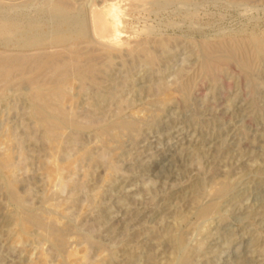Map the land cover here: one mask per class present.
Segmentation results:
<instances>
[{
    "label": "rangeland",
    "instance_id": "rangeland-1",
    "mask_svg": "<svg viewBox=\"0 0 264 264\" xmlns=\"http://www.w3.org/2000/svg\"><path fill=\"white\" fill-rule=\"evenodd\" d=\"M47 1L0 0V61L26 55L0 76V264H264V0H67L92 30L67 46ZM73 57L52 135L34 98Z\"/></svg>",
    "mask_w": 264,
    "mask_h": 264
},
{
    "label": "bare ground",
    "instance_id": "bare-ground-1",
    "mask_svg": "<svg viewBox=\"0 0 264 264\" xmlns=\"http://www.w3.org/2000/svg\"><path fill=\"white\" fill-rule=\"evenodd\" d=\"M46 3L48 5L49 10L48 11H42L41 13H39V16L43 15L46 18L48 17L47 19L50 22H52V20L56 19V25L54 28L55 33H54V36L52 35L53 37L48 39V41L50 40L49 42H51L52 44H54L56 46H62V45L67 46L68 44H70L71 42L76 41V40H77L76 42H79L78 40H81V41L85 40V42L87 41L86 39L91 35L90 33L92 31L91 30V24L89 21L86 22L85 18L83 16L70 13L71 12L69 10L70 3L67 0H58L56 2H52L49 0ZM122 9L124 10V8H122ZM118 11H119V13H122L119 6L114 4V2H112L110 8L105 13V20H106L107 25L105 24L104 28L108 31L109 36L107 39L102 40L100 42L104 43L110 47H117L120 44L119 43L117 45L118 39H120V35L123 32H125V28L123 26V18H120V17L116 18V14L118 13ZM13 26L15 27V25H13ZM35 27H36V25H35ZM10 28H12V27H8V26L3 27L2 30L3 29L9 30ZM36 28H38V27H36ZM34 31H35V29H34ZM41 34L42 33L38 32V31L30 33L29 30H27L24 33L22 32V37L29 39L34 35L38 36ZM47 36H49V34ZM43 37H45V36H43ZM46 38H48V37H46ZM42 49L43 48H39V50H42ZM38 54H40V53H38ZM25 56H26L25 54L20 53V54H17L15 56L13 55L12 56L13 58L12 57H10V58L9 57H2L1 61H0V76L5 78L9 75V73L11 71H13L15 69H20L22 67V64H21L22 60L25 59ZM39 56L40 55H38V56L34 55L32 57L33 58L32 62H34L33 64L40 62V59H42L41 58L42 56L41 57H39ZM32 58H31V60H32ZM207 61H208V58H207ZM58 64L51 63L50 65H48L46 67L48 69L51 68L50 70L54 73V77H53L54 85L50 86V87H45V89H43V93L40 96H37L34 98V106L36 108V112L40 115V118H41L42 122L46 125V127L51 130L50 132L52 135H53L52 128L55 125L54 124L55 121H62V122H66V123H72L73 122L72 117L70 115L63 113L61 110L62 108L58 106V101H59L58 99H59L60 95H62V91H63L61 84L63 83V81L65 79H67L70 76L81 77V75L79 73L80 72L79 63H78V60L76 58L73 57V59H70V60L62 63L61 65H58ZM202 66H203V64H202ZM209 66H210V64H209ZM211 68L212 67L210 66V69H208V70H211ZM128 125H130V123L124 124V126H128ZM108 128L109 127H104L103 131H106ZM201 212L204 213L205 209H203Z\"/></svg>",
    "mask_w": 264,
    "mask_h": 264
}]
</instances>
